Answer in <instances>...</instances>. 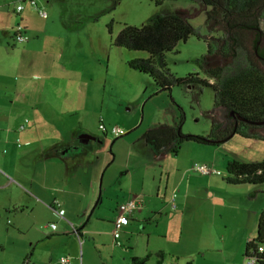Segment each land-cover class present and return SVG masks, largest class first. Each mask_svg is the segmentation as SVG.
Masks as SVG:
<instances>
[{"label":"crops","instance_id":"1","mask_svg":"<svg viewBox=\"0 0 264 264\" xmlns=\"http://www.w3.org/2000/svg\"><path fill=\"white\" fill-rule=\"evenodd\" d=\"M30 9L24 6L19 13L25 11L27 18L21 19L23 41L17 29L9 33L0 24V218L12 212L13 224L29 231L37 230L39 214H48L57 223V229L50 227L49 241L62 246L50 251V264L55 257L69 259L62 264H131L134 257L147 256L156 264H246V246L255 239L264 209V188L229 186L224 177L231 157L218 148L196 146L199 158H207L202 163L217 168L203 175L194 160L186 167L169 154L158 156L146 143L144 149L157 162L152 176L147 168L137 177V166L129 162L119 172H110L112 161L102 165L92 141L104 144V138L85 123L73 128L61 123L49 134V121H64L70 113H49L53 75L83 69L78 54L55 49L56 40L63 41L62 26L32 22ZM84 81L85 75L78 79ZM76 102L65 99L70 107ZM6 191L11 196L4 200ZM132 198L142 200V207L115 235L119 206Z\"/></svg>","mask_w":264,"mask_h":264},{"label":"rangeland","instance_id":"2","mask_svg":"<svg viewBox=\"0 0 264 264\" xmlns=\"http://www.w3.org/2000/svg\"><path fill=\"white\" fill-rule=\"evenodd\" d=\"M41 4L45 5L49 17L43 18L33 9L30 20L36 24H42L46 20L53 21L52 28L56 29L62 26L65 32L63 41L59 43L56 40L55 49L78 54L80 68L83 71L91 68L93 71H58L53 75L48 90L49 113H70L63 115L64 121H49V128H45L49 134L55 133L61 123L69 128L85 123L96 135L104 138V144H95L92 141L101 156L102 165L106 166L112 161L110 172H119L126 171L129 162L131 166H137L138 177L143 176L147 168L152 176L157 162L144 149L146 142L141 138L150 128L160 124L180 125L183 111L185 119L181 124V131L184 134L208 136L211 133L210 112L215 108V92L212 88L190 90L174 86L171 94L166 90L159 91L152 76L132 69L128 64L132 59L148 58L149 53L115 45L116 37L125 24L142 26L159 11H187L191 14L190 22L200 30L201 37L193 35L186 42L179 43L174 51L165 54L164 60L175 76L184 77L189 73L199 72L205 77L196 59L206 54L208 45L205 37L210 32L206 25V12L200 4L192 0H167L160 6L153 0H42ZM20 5L32 8L27 0H0V24L8 27L9 33H13L19 24H23L21 19H27L25 11L19 14ZM112 21L113 28L110 32L109 25ZM64 22L67 28L62 25ZM262 27L264 28V22ZM217 34L221 35L222 31ZM8 40L13 46L14 38L9 36ZM8 43L6 44L12 47ZM84 75L85 81L78 82ZM65 99H75L77 104L70 107ZM101 123L107 127L108 132L100 128ZM113 126L122 127L125 134L115 137L111 133ZM196 146L214 150L218 148L219 153L226 154L231 159H264V139L246 138L239 134L220 145L186 140L178 154H167L171 159H178L179 164L189 167L193 160L202 163L207 159L199 158L202 154ZM208 165L217 169L215 165ZM9 196L11 195L8 191L3 193L4 200ZM103 207L106 208L107 204ZM7 213L5 211L4 220L0 218V264H50V251L60 250L62 247L49 241L51 229L47 225L56 222L51 223L46 213L39 214L37 230L27 232L19 230L13 224L12 212ZM256 236L257 229L255 238ZM154 260L152 257L146 264H156ZM60 261V257H55L52 264H62ZM245 263L248 264L246 257Z\"/></svg>","mask_w":264,"mask_h":264},{"label":"trees","instance_id":"3","mask_svg":"<svg viewBox=\"0 0 264 264\" xmlns=\"http://www.w3.org/2000/svg\"><path fill=\"white\" fill-rule=\"evenodd\" d=\"M163 5L167 0H153ZM206 12L210 35L205 37L206 54L196 59L204 73H189L184 77L172 74L164 60L165 54L176 49L191 36L201 37L200 30L190 22L191 14L184 10L159 11L142 26L125 24L116 37L115 45L129 50L146 51L148 58L132 59V69L152 76L159 91L171 94L174 86L190 90L210 87L215 92L212 130L208 136L184 134L180 125H159L143 136L159 155L178 154L182 143L192 140L208 145H220L233 133L246 138H262L264 124L236 120L264 121V0H192ZM113 21L109 25L112 32ZM222 31V34H217ZM228 114L224 120L220 111ZM234 112L235 115H231ZM232 186L264 184V159L247 162L231 159L224 177ZM263 248L262 250L260 248ZM246 258L264 264V209L260 213L257 236L247 243ZM148 256L134 257L131 264H146Z\"/></svg>","mask_w":264,"mask_h":264},{"label":"built area","instance_id":"4","mask_svg":"<svg viewBox=\"0 0 264 264\" xmlns=\"http://www.w3.org/2000/svg\"><path fill=\"white\" fill-rule=\"evenodd\" d=\"M28 3L38 12V14L43 17V18H47L48 17V12L47 10L44 8V6L41 4V0H27ZM24 9L23 5H20L18 8V12L20 13L22 10ZM17 39L20 41H23L25 39L24 36V29L21 25L17 26ZM30 121V119H26L25 123L22 124L20 126V129H24L26 127V124ZM100 128L105 131L108 132L107 127L101 123L100 124ZM111 133L115 136V137H119L125 134V130L122 127L119 126H113L111 128ZM194 168L201 174L203 175H211L217 172V170L205 163H198L196 162L194 164ZM175 204H173V208H175ZM142 207V200H138L136 198H132L130 200H128L127 202H124L122 204H120L119 206V210L120 213L118 214L116 220H115V229H114V234L116 235L122 228L123 224L127 223L130 220V215L135 213L137 210H139ZM48 227H51L52 229H57V224L56 223H52L50 225H47ZM118 244L120 245V242H118ZM261 250L263 249L262 247L260 248ZM248 259V264H258L257 260L255 258H247ZM62 263H69V259L68 258H62L61 260Z\"/></svg>","mask_w":264,"mask_h":264},{"label":"water","instance_id":"5","mask_svg":"<svg viewBox=\"0 0 264 264\" xmlns=\"http://www.w3.org/2000/svg\"><path fill=\"white\" fill-rule=\"evenodd\" d=\"M231 115H235V113H234V112H231ZM236 120H237V121H238V120H243V121H247V122H251V123L264 124V121L254 122V121H250V120H248V119H245V118H243V117H239V116H236ZM234 134H235V133H233V134L231 135V137H233ZM91 139L97 140V137H93V136H92Z\"/></svg>","mask_w":264,"mask_h":264},{"label":"flooded vegetation","instance_id":"6","mask_svg":"<svg viewBox=\"0 0 264 264\" xmlns=\"http://www.w3.org/2000/svg\"><path fill=\"white\" fill-rule=\"evenodd\" d=\"M222 116L227 118L228 117V114L224 111V113H222Z\"/></svg>","mask_w":264,"mask_h":264}]
</instances>
